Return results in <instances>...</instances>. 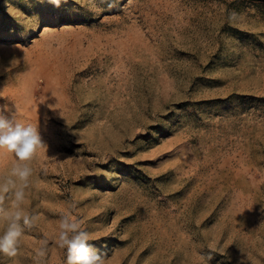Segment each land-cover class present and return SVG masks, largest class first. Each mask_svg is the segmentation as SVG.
<instances>
[{
    "label": "rangeland",
    "instance_id": "rangeland-1",
    "mask_svg": "<svg viewBox=\"0 0 264 264\" xmlns=\"http://www.w3.org/2000/svg\"><path fill=\"white\" fill-rule=\"evenodd\" d=\"M0 114L46 146L0 264H66L68 214L106 264H264V0H0Z\"/></svg>",
    "mask_w": 264,
    "mask_h": 264
},
{
    "label": "clouds",
    "instance_id": "clouds-1",
    "mask_svg": "<svg viewBox=\"0 0 264 264\" xmlns=\"http://www.w3.org/2000/svg\"><path fill=\"white\" fill-rule=\"evenodd\" d=\"M52 2L59 6V0ZM44 147L36 126L0 114V150L14 153L20 162L7 177L0 178V224L4 225L0 254L10 258L17 256L25 229L31 228L36 220L35 215L24 210L23 204L33 171L28 162ZM6 200L11 201L10 207L4 206ZM58 245L66 249V264H106L104 254L90 243V233L84 229L83 222L71 214L63 216L59 222ZM37 256L43 258L45 250H38Z\"/></svg>",
    "mask_w": 264,
    "mask_h": 264
}]
</instances>
